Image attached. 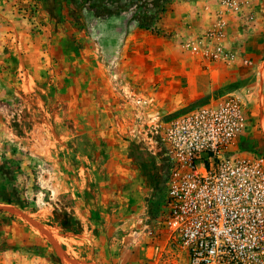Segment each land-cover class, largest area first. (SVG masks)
Listing matches in <instances>:
<instances>
[{
    "label": "rangeland",
    "instance_id": "rangeland-1",
    "mask_svg": "<svg viewBox=\"0 0 264 264\" xmlns=\"http://www.w3.org/2000/svg\"><path fill=\"white\" fill-rule=\"evenodd\" d=\"M65 1L0 0V166L9 167L0 183L18 200H0V264H186L166 231L143 230L158 159L137 115L165 124L234 97L246 107L242 146L264 153V0H238L240 11L228 0H169L165 9L160 1L141 21L138 39L123 27L100 34L97 22L110 18L93 10L87 18L81 0ZM196 2L200 31L189 33ZM69 28L83 39L65 33ZM101 40L95 80L78 79V51ZM48 47L55 49L46 63ZM216 47L234 57L214 58ZM30 48H38L34 90L19 79L20 55ZM146 165L149 189L133 186L148 176ZM65 214L67 230L58 225Z\"/></svg>",
    "mask_w": 264,
    "mask_h": 264
},
{
    "label": "built area",
    "instance_id": "built-area-1",
    "mask_svg": "<svg viewBox=\"0 0 264 264\" xmlns=\"http://www.w3.org/2000/svg\"><path fill=\"white\" fill-rule=\"evenodd\" d=\"M226 4L240 11L238 0ZM213 56L234 57L220 47ZM137 119L158 159L144 232L166 231L186 264H264V153L242 146L245 105L227 96L165 124L142 110Z\"/></svg>",
    "mask_w": 264,
    "mask_h": 264
},
{
    "label": "crops",
    "instance_id": "crops-1",
    "mask_svg": "<svg viewBox=\"0 0 264 264\" xmlns=\"http://www.w3.org/2000/svg\"><path fill=\"white\" fill-rule=\"evenodd\" d=\"M130 1L132 3L130 2L127 5V10L129 13L123 12L118 17H111L110 19H108L107 24L102 25L101 22H97L100 26V28H98L100 34L106 32V31H121V27H123L125 30L131 31L130 34L126 35V36L138 39V36H139L138 32L142 31V29H140L142 27L141 21H144V18H146L149 15L148 11L152 7V1H154V0H130ZM160 1H162V9H165L164 6H165V4H168L169 0H160ZM65 2L68 3L69 0H66ZM198 4H199V2H196L194 5L191 6L192 10L190 12L191 17H190L189 21L190 20L193 21L195 19V24H193L191 29L188 31L189 33H192L193 31H195L193 33H197V31H200V28L198 27V25L202 21L201 14L203 12L202 11L199 12L200 16L197 14L198 9H196L195 6H197ZM78 6H81V1L78 2ZM134 7L135 8L138 7V9L141 10V14H137L135 18L134 17L129 18V16L132 15V13H133L132 11H133ZM193 7H194V9H193ZM83 10L85 12L84 15H86L87 18L88 17L92 18V13H90V11H88L86 8H83ZM177 19H179V18H177ZM203 19H204V17H203ZM121 24H123V25H121ZM204 25H205V23H204ZM65 33H67L69 35H72L74 33L75 37L77 39H80V40L83 39V35H82L83 33L79 32L77 30L75 31L73 29H70L68 32L66 31ZM195 35H197V34H195ZM126 46L127 45L125 44V47ZM102 48H103V41H102V43L100 42L99 46H92L91 47L90 45H86L84 48H82L78 51V56L75 58V62H77L81 59L80 61L82 63L81 64L82 67H81L80 77L78 79L87 80L88 82L95 80V78L92 76L93 75L92 72L95 73L97 71V68L99 65V60L97 58V52L102 51ZM54 49L55 48L48 47L46 49V51L44 52V55L46 57V63H49V58H51V54L54 53ZM111 49L112 50H109V52H112L114 50L116 51L115 48H111ZM37 50H38V48H30L29 51H27V54L25 56L20 55V61H19V65L23 66V68L25 69L24 73L19 74L20 75L19 79L21 80V82L23 84H24V80H28V82H30V84L28 85V88H30L32 90H34V86H35L34 80H39V75L35 72V69L32 70V68L34 66L38 65ZM70 51L71 50H68L67 53H70ZM103 51H106V50H103ZM120 51L124 52V46L120 49ZM90 65H92V66L90 67ZM40 67H42V65H39V68ZM91 69H92V71H90ZM28 70H31V71H28ZM25 74H26V76H25ZM91 84L92 83H89V85H88V88L86 90L87 94L86 93L84 94V101L85 102H89V99L92 96L91 94H88V92L93 91V88L90 87ZM94 128H96V126H94ZM148 163L153 165V160H149ZM145 171L147 172L148 176L145 174L142 175L141 180L137 181L136 183L134 182L133 186L134 185L140 186V184H143L144 187L146 186V189H149V187H150L149 179H151L149 177H151L152 172L149 170L147 165H146ZM157 171H158V169H157ZM157 176H158V173H157ZM156 185H157V183L155 184V186ZM64 220H66V218ZM63 221H61V222H63ZM60 223H58V225L61 227Z\"/></svg>",
    "mask_w": 264,
    "mask_h": 264
},
{
    "label": "trees",
    "instance_id": "trees-1",
    "mask_svg": "<svg viewBox=\"0 0 264 264\" xmlns=\"http://www.w3.org/2000/svg\"><path fill=\"white\" fill-rule=\"evenodd\" d=\"M63 0H57V6ZM127 1L129 3L130 0H81L80 8H86L88 11L94 12L96 17H118L123 12L127 10ZM132 3V2H131ZM160 0L152 1V7L157 8L159 6ZM54 9L48 8L47 12L51 14ZM9 170L7 163H4L0 166V174H6ZM0 200L7 205L18 206V200L15 196H13V190L8 187L6 183H0ZM66 215V220L60 223L61 227L64 229H70L71 227V219L68 214Z\"/></svg>",
    "mask_w": 264,
    "mask_h": 264
}]
</instances>
